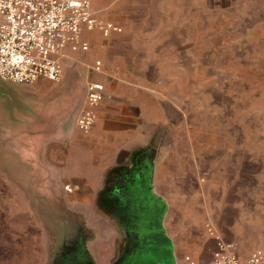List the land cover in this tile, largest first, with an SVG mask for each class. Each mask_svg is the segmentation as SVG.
<instances>
[{
    "label": "rangeland",
    "instance_id": "obj_1",
    "mask_svg": "<svg viewBox=\"0 0 264 264\" xmlns=\"http://www.w3.org/2000/svg\"><path fill=\"white\" fill-rule=\"evenodd\" d=\"M93 5L122 31L90 34L88 51L67 50L59 81L0 85V264H50L77 230L99 264L116 255L122 227L95 202L73 207L77 188L60 176L89 79L107 83L109 121L124 96L135 128L147 124L132 96L146 91L160 106L146 144L114 147L111 155L154 159V189L168 205L164 225L178 264L210 258V228L243 259L264 249V0Z\"/></svg>",
    "mask_w": 264,
    "mask_h": 264
},
{
    "label": "built area",
    "instance_id": "obj_2",
    "mask_svg": "<svg viewBox=\"0 0 264 264\" xmlns=\"http://www.w3.org/2000/svg\"><path fill=\"white\" fill-rule=\"evenodd\" d=\"M95 30L110 36L121 32L122 26L100 21L92 0H0V79L15 84H33L41 78L61 80L66 51L88 50L90 44L83 34ZM92 67L101 71L102 62ZM105 91L104 83L88 82L75 118L82 132L93 128ZM210 230L216 245L204 264H264V249L257 248L243 259L233 242ZM186 259L195 263L189 256Z\"/></svg>",
    "mask_w": 264,
    "mask_h": 264
},
{
    "label": "crops",
    "instance_id": "obj_3",
    "mask_svg": "<svg viewBox=\"0 0 264 264\" xmlns=\"http://www.w3.org/2000/svg\"><path fill=\"white\" fill-rule=\"evenodd\" d=\"M92 8L96 14V17L100 21H107V20L113 21L107 17L97 14V11L95 10L93 5V0H92ZM96 32H100V31L99 30H95L92 32L86 31L83 34L84 38L89 41L90 48H91L90 34H94ZM80 51L83 50L73 51V52H80ZM100 61L102 62V60ZM91 68L93 69V67ZM93 70L96 71L95 69ZM90 81L93 80L89 79L88 82ZM100 82L105 84L106 96L105 99L97 107V119L93 128L91 129L90 132L84 133L81 130H79L77 127H73L70 133V137H69L70 139L67 146L68 150L64 152L65 154L62 155V159H61L62 167L60 169L61 172L60 176L70 178L69 181L73 182L75 184V187L77 188L75 191L77 199L75 202L71 200V203H73L72 204L73 207L75 206V207L86 208V207H90L91 204L94 205V202L96 203V195L98 192L102 190L107 173L117 169L118 165L121 162H124L127 158V157L125 158L127 152L123 153L124 154L123 158H120V156L118 155L119 152L111 155V152L113 153V148L115 147V150H119L120 146L126 148L128 147L127 145L146 144L147 140H149V137H151L152 130L157 126L154 124V122L156 123L161 116V109L157 100L154 98V96L151 93L143 91L138 94V98H134V96H132V99H135L132 100V102L134 104H137L138 107L140 108V112L143 117V120L144 122H146L144 125L147 124L146 126H144L143 128H135L134 126H129L130 122H128V109H127L128 98L125 99L126 96L120 98V103L121 105L123 104L124 106L122 108V106L120 105L121 109L119 111V115L116 117V120H114V122L109 121L111 115V112L109 111L111 104L107 100L112 98V94L110 93L107 87V83H105L102 80H100ZM0 85H2L3 87H8L10 84L9 82L0 79ZM109 87L111 88L112 86L110 85ZM2 95L9 98L8 94L3 93ZM36 95L43 96L42 93ZM31 97H33V95H29V94L27 95V103H28V99H30ZM32 133L33 132L27 130V139L30 137V135H32ZM93 155L99 156L98 158L99 162L94 165L92 164L91 161ZM105 161L106 162L115 161L116 163L111 165L109 164L107 168L103 170L102 168L104 166ZM152 183L154 188L153 175H152ZM208 253H210V249L208 250Z\"/></svg>",
    "mask_w": 264,
    "mask_h": 264
},
{
    "label": "flooded vegetation",
    "instance_id": "obj_4",
    "mask_svg": "<svg viewBox=\"0 0 264 264\" xmlns=\"http://www.w3.org/2000/svg\"><path fill=\"white\" fill-rule=\"evenodd\" d=\"M154 159L148 152L131 154L118 168L106 175L102 190L98 192L97 207L107 212L122 227V233L116 248V255L108 264H124L132 257L139 246V235L136 231V207L127 195V186L147 188L152 184V175L147 171ZM151 189L154 188L153 186ZM155 192V191H154ZM156 193V192H155ZM85 233L75 231L61 244V251L50 264H99L87 248Z\"/></svg>",
    "mask_w": 264,
    "mask_h": 264
},
{
    "label": "water",
    "instance_id": "obj_5",
    "mask_svg": "<svg viewBox=\"0 0 264 264\" xmlns=\"http://www.w3.org/2000/svg\"><path fill=\"white\" fill-rule=\"evenodd\" d=\"M153 166L152 161L148 175H153ZM152 186L153 183L147 188L127 186V195L133 201L132 207L137 210L138 220L134 231L139 235L140 244L124 264H178L173 240L164 225L168 205L151 189ZM84 248L87 246L84 245Z\"/></svg>",
    "mask_w": 264,
    "mask_h": 264
},
{
    "label": "trees",
    "instance_id": "obj_6",
    "mask_svg": "<svg viewBox=\"0 0 264 264\" xmlns=\"http://www.w3.org/2000/svg\"><path fill=\"white\" fill-rule=\"evenodd\" d=\"M110 172H111V171H110ZM110 172H109V173H110ZM109 173H107V176H109V175H110Z\"/></svg>",
    "mask_w": 264,
    "mask_h": 264
}]
</instances>
